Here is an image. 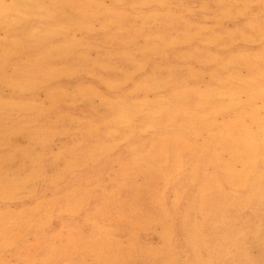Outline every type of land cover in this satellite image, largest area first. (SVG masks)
Listing matches in <instances>:
<instances>
[{
    "label": "rangeland",
    "instance_id": "1",
    "mask_svg": "<svg viewBox=\"0 0 264 264\" xmlns=\"http://www.w3.org/2000/svg\"><path fill=\"white\" fill-rule=\"evenodd\" d=\"M263 100L264 0H0V264H264Z\"/></svg>",
    "mask_w": 264,
    "mask_h": 264
},
{
    "label": "bare ground",
    "instance_id": "2",
    "mask_svg": "<svg viewBox=\"0 0 264 264\" xmlns=\"http://www.w3.org/2000/svg\"><path fill=\"white\" fill-rule=\"evenodd\" d=\"M95 21H96V20H95ZM91 24H92V23H91ZM96 26H97V25H96ZM100 36H101V35H100ZM253 37H254V36H253ZM32 40H33V39H32ZM107 41H108V40H107ZM252 41H253V40H252ZM27 42H28V40H27ZM4 43H5V42H4ZM44 43H45V42H44ZM120 43H121V42H120ZM110 44H111V43H110ZM113 45H115V44H113ZM180 49H181V48H180ZM7 52H8V51H7ZM219 55H220V54H219ZM9 57H10V56H9ZM12 57H13V56H12ZM43 58H44V57H43ZM8 59H9V58H8ZM31 59H32V58H31ZM18 66H19V65H18ZM20 66H21V65H20ZM5 69H6V68H5ZM18 69H19V68H18ZM33 71H34V69H33ZM69 73H71V72H69ZM69 75H70V74H69ZM15 79H16V78H14V80H15ZM14 80H13V81H14ZM126 81H127V80H126ZM14 83H15V81H14ZM16 83H17V81H16ZM19 84H20V83H19ZM70 86H71V85H70ZM71 87H72V86H71ZM116 89H117V88H116ZM6 96H7V95H6ZM41 97H42V95H41ZM14 100H15V99H14ZM263 101H264V100H263ZM0 102H1V101H0ZM0 105H1V104H0ZM83 111H85V110H83ZM65 115H66V114H65ZM66 117H67V116H66ZM8 121H9V120H8ZM202 134H203V133H202ZM107 135H108V134H107ZM204 135H205V134H204ZM165 138H166V137H165ZM93 141H94V140H93ZM162 149H163V148H162ZM210 149H211V148H210ZM151 151H152V150H151ZM208 154H209V153H208ZM195 161H196V160H195ZM15 166H16V165H15ZM189 168H190V167H189ZM259 169H260V168H259ZM261 169H262V168H261ZM182 170H183V169H182ZM186 170H187V169H186ZM256 171H259V170L257 169ZM3 176H4V175H3ZM206 176H207V175H206ZM104 177H105V176H104ZM71 178H72V177H71ZM110 179H111V178H110ZM124 181H125V180H124ZM124 181H123V182H124ZM63 184H64V183H63ZM222 184H223V183H222ZM224 184H225V183H224ZM107 185H108V184H107ZM63 186H64V185H63ZM251 186H253V184H252ZM167 187H168V186H167ZM247 187H248V186H247ZM34 188H35V187H34ZM227 188H228V187H227ZM253 188H255V186H254ZM263 188H264V187H263ZM261 189H262V188H261ZM140 190H141V189H140ZM227 190H228V189H227ZM245 190H246V189H245ZM254 190H255V189H254ZM256 190H257V189H256ZM40 191H41V190H40ZM228 191H229V190H228ZM232 191H233V190H232ZM236 191H237V190H236ZM38 192H39V191H38ZM233 192H234V191H233ZM237 192H238V191H237ZM257 192H258V191H257ZM242 193L244 194V192H242ZM245 193H246V192H245ZM247 193H249V192H247ZM250 193H251V192H250ZM233 194H234V193H233ZM253 194H254V192H253ZM229 195H230V194H229ZM244 195H245V194H244ZM249 195H250V194H249ZM236 197H237V196H236ZM31 199H32V198H31ZM92 203H93V202H92ZM92 205H93V204H92ZM55 207H56V206H55ZM87 207H89V206H87ZM243 208H244V207H243ZM89 209H91V208H89ZM83 211H84V210H83ZM199 211H200V210H199ZM245 211H246V210H245ZM243 212H244V210H243ZM89 214H90V213H89ZM240 214H241V213H240ZM243 214H244V213H243ZM90 215H91V214H90ZM92 215H93V214H92ZM241 215H242V214H241ZM246 215H247V214H246ZM198 216H200V215H198ZM247 216H248V215H247ZM98 217H99V216H98ZM75 218H76V217H75ZM201 218H202V217H201ZM239 218H240V217H239ZM241 218H242V217H241ZM245 218H246V217H245ZM78 219H79V218H78ZM80 219H81V218H80ZM213 219H214V218H213ZM62 220H63V219H62ZM109 220H111V219H109ZM211 220H212V219H211ZM228 220H229V219H228ZM228 220H227V223H228ZM237 220H241V219H237ZM244 220H246V219H244ZM100 221H101V220H100ZM102 221H103V220H102ZM218 221H219V220H218ZM230 221H231V220H230ZM232 221H234V220L232 219ZM57 222H58V221H57ZM82 222H83V221H82ZM97 222H98V221H97ZM104 222H105V221H104ZM108 222H109V221H108ZM223 222H224V221H223ZM238 222H239V221H238ZM76 223H77V222H76ZM224 223H225V222H224ZM234 223H235V222H234ZM241 223H242V222H241ZM51 224H52V223H51ZM78 224H79V223H78ZM87 224H88V223H87ZM112 225H113V224H112ZM238 225L240 226L241 224H238ZM238 225H237V226H238ZM58 226H59V225H58ZM217 226H218V225H217ZM239 226H238V227H239ZM52 228H53V227H52ZM111 228H112V226H111ZM233 228H234V227H233ZM50 229H51V228H50ZM58 229H59V228H58ZM62 229H63V228H62ZM94 229H95V228H94ZM113 229L115 230V228H113ZM113 229H112V230H113ZM120 229H121V228H120ZM224 229H225V228H224ZM236 229H237V228H236ZM239 229H241V228L239 227ZM51 230H52V229H51ZM229 230L231 231V229H229ZM82 231H83V230H82ZM124 231H125V230H124ZM150 231H151V230H150ZM230 231H228V232H230ZM239 231H240V230H239ZM43 232H44V231H43ZM46 232H47V230H46ZM125 232H126V231H125ZM125 232H124V233H125ZM176 232H177V231H176ZM178 232H179V231H178ZM49 233H50V232H49ZM116 233H117V232H116ZM124 233H123V234H124ZM140 233H141V232H140ZM222 233H223V232H222ZM118 234H119V233H118ZM120 234H122V233H120ZM148 234H149V233L147 232L146 235H148ZM52 235H53V234H52ZM126 235H127V234H126ZM151 235H152V234H151ZM224 235H225V233H224ZM234 235H236V233H235ZM93 236H94V235H93ZM231 236H233V235H231ZM237 236H238V235H237ZM31 237H32V235H31ZM31 237H30V238H31ZM62 237H63V236H62ZM90 237H91V236H90ZM123 237H125V236H123ZM224 237H226V236H224ZM260 237H261V235H260ZM26 238H27V237H26ZM92 238H93V237H92ZM146 238H147V237H146ZM202 238H203V237H202ZM202 238H200V240H202ZM208 238H209V237H208ZM59 239H60V238H59ZM62 239H63V238H62ZM82 239H84V238H82ZM105 239H106V238H105ZM111 239H113V237H112ZM139 239H140V238H139ZM203 239H206V238H203ZM44 240H45V239H44ZM71 240H73V239H71ZM71 240H70V241H71ZM224 240H225V239H224ZM21 241H22V240H21ZM23 241H25V240H23ZM40 241H41V240H40ZM53 241H54V240H53ZM70 241H69V243H70ZM84 241L86 242V239H84ZM153 241H154V240H153ZM193 241H194V240H193ZM226 241H229V239H227ZM19 242H20V241H19ZM34 242H35V241H34ZM63 242H64V241H63ZM88 242H89V241H88ZM88 242H87V243H88ZM101 242H103V240H102ZM126 242H127V241H126ZM140 242H141V241H140ZM223 242H224V241H223ZM24 243H25V242H24ZM75 243H76V242H75ZM92 243H93V242H92ZM114 243H115V242H114ZM144 243H145V242H144ZM151 243H153V242L151 241ZM158 243H160V242H158ZM183 243H184V242H183ZM193 243H194V242H193ZM200 243H201V242H200ZM204 243H205V242H204ZM225 243H226V242H225ZM72 244H73V243H72ZM72 244H70V245H72ZM84 244H85V243H84ZM142 244H143V243H142ZM142 244H141V245H142ZM155 244H156V243H155ZM259 244H260V243H259ZM34 245H35V244H34ZM34 245H33V247H34ZM43 245H44V244H43ZM54 245H57V244H54ZM68 245H69V244H68ZM89 245H92V244L89 243ZM89 245H87V246H89ZM98 245H99V247H98L97 249H99V248H100V245H102V244H98ZM141 245H140V246H141ZM195 245H196V244H195ZM212 245H213V244H212ZM226 245H227V244H226ZM226 245H225V246H226ZM231 245H232V243L230 244V246H231ZM36 246H37V245H36ZM81 246H82V245H81ZM129 246H130V245H129ZM143 246H144V245H143ZM154 246H155V245H154ZM221 246H222V244H221ZM228 246H229V244H228ZM257 246H258V245H257ZM77 247H78V246H77ZM96 247H97V246H96ZM132 247H133V246H132ZM160 247H161V246H160ZM208 247H209V246H208ZM210 247H211V246H210ZM223 247H224V246H223ZM30 248H31V247H29V249H30ZM79 248H80V247H79ZM93 248H94V247L92 246V250H93ZM113 248H114V247H113ZM158 248H159V247H158ZM164 248H165V247H164ZM185 248H186V247H185ZM227 248H228V247H227ZM114 249H115V248H114ZM161 249H162V248H161ZM207 249H208V248H207ZM209 249H210V248H209ZM225 249H226V248H225ZM73 250H74V249H73ZM76 250H77V249H76ZM92 250H91V251H92ZM144 250H145V249H144ZM155 250H156V248H155ZM155 250H154V251H155ZM164 250H165V249H164ZM181 250H182V249H181ZM181 250H180V251H181ZM183 250H184V249H183ZM198 250H199V249H198ZM223 250H224V249H223ZM223 250H222V251H223ZM231 250H232V249H231ZM26 251H27V250H26ZM84 251H86V250H83V252H84ZM88 251H89V250H88ZM105 251H106V249H105ZM111 251H112V250H111ZM186 251H187V250H186ZM189 251H190V250H188V252H189ZM229 251H230V250H229ZM234 251H235V250H234ZM238 251H239V250H238ZM262 251H263V250H262ZM19 252H20V251H19ZM98 252H99V251H98ZM122 252H123V251H122ZM124 252H125V251H124ZM126 252H127V251H126ZM132 252H134V251H132ZM144 252H145V251H144ZM148 252H149V251H148ZM155 252H156V251H155ZM206 252H207V251H206ZM206 252H205V253H206ZM236 252H237V251H236ZM259 252H260V251H259ZM259 252H258V253H259ZM5 253H6V252H5ZM15 253H16V252H15ZM22 253H23V251H22ZM127 253H128V252H127ZM160 253H161V252H160ZM202 253L205 254L203 251H202ZM79 254L81 255V252H80ZM79 254H78V255H79ZM90 254H91V253H90ZM93 254H95V253H93ZM93 254H91V255H93ZM105 254H106V253H105ZM123 254H124V253H123ZM130 254H131V252H130ZM221 254H223V253H221ZM254 254H255V253H254ZM261 254H262V252H261ZM73 255H74V254H73ZM141 255H143V254H141ZM146 255H147V254H146ZM181 255H182V254H181ZM236 255H238V254H236ZM236 255H235V256H236ZM258 255H259V254H258ZM4 256H6V255H4ZM83 256H84V255H83ZM103 256H104V255H103ZM103 256H102V257H103ZM147 256H148V255H147ZM163 256H164V255H163ZM199 256H200V255H198V257H199ZM204 256H205V255H204ZM204 256H203V257H204ZM222 256H223V255H221V256H219V257L221 258ZM227 256H228V255H227ZM241 256H242V255H241ZM243 256H244V255H243ZM262 256H263V255H262ZM108 257H109V256H108ZM194 257H195V256H194ZM219 257H218V258H219ZM247 257H248V256H247ZM257 257H258V256H257ZM263 257H264V256H263ZM74 258H75V257H74ZM195 258H196V257H195ZM210 258H211V257H210ZM237 258H238V257H237ZM38 259H39V258H38ZM38 259H37V260H38ZM77 259H78V258H77ZM77 259H76V261H77ZM108 259H109V258H108ZM140 259H142V258H140ZM191 259H192V258H191ZM215 259H216V258H215ZM215 259H214V260H215ZM244 259H246V258H244ZM71 260H72V259H71ZM73 260H75V259H73ZM78 260H79V259H78ZM88 260H89V259H88ZM113 260H114V258H113ZM113 260H112V261H113ZM249 260H250V258H249ZM252 260H253V259H252ZM254 260H255V259H254ZM79 261H80V260H79ZM107 261H108V260H107ZM109 261H110V260H109ZM199 261H201V260H199ZM241 261H242V260H241ZM246 261H248V259H247ZM20 262H21V261H20ZM71 262H72V261H71ZM77 262H78V261H77ZM92 262H94V261H92ZM101 262H103V261H101ZM259 262H260V261H259ZM67 263H68V262H67ZM75 263H76V262H75ZM198 263H199V262H198ZM228 263H229V262H228ZM246 263H247V262H246ZM43 264H44V263H43ZM76 264H78V263H76ZM80 264H81V263H80ZM101 264H102V263H101ZM153 264H154V263H153ZM175 264H176V263H175ZM177 264H178V262H177ZM183 264H184V263H183ZM187 264H188V263H187ZM203 264H205V263H204V260H203Z\"/></svg>",
    "mask_w": 264,
    "mask_h": 264
}]
</instances>
